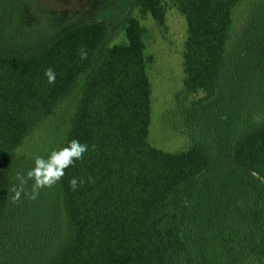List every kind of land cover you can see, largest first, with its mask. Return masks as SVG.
I'll use <instances>...</instances> for the list:
<instances>
[{"label": "trees", "instance_id": "obj_1", "mask_svg": "<svg viewBox=\"0 0 264 264\" xmlns=\"http://www.w3.org/2000/svg\"><path fill=\"white\" fill-rule=\"evenodd\" d=\"M163 1L133 3L141 15H151L163 23ZM239 1L174 0L187 22L184 84L189 91L202 92L204 103L197 110L208 120L212 101L225 96L237 81L226 74V68L232 12ZM145 33L140 19L129 16L126 40L110 44L107 23L82 21L65 27L40 53H0V224L10 205L9 189L16 183V173H26L18 170L15 151L81 84L62 147L77 139L89 150L65 169L57 182L66 229L39 264L191 261L184 228L192 202L202 192L205 172L216 159V150L199 141L170 152L150 142L152 84ZM241 45H247V52L253 50L247 71L255 86L253 101L260 110L254 122L238 124L234 129L229 157L243 182L263 188L264 198L263 31L252 34V29H245ZM81 47L87 50V59L81 60ZM49 66L56 73L54 84H48L44 75ZM248 83L245 79L242 91L248 90ZM89 176L94 183L87 181ZM73 177L85 180L75 191L69 186ZM30 189L26 185V192ZM42 191L37 199H41ZM30 203L25 196L24 217L36 216V211L29 209ZM258 217L262 220L259 226L233 232L228 242L229 258L242 264H261L264 210Z\"/></svg>", "mask_w": 264, "mask_h": 264}, {"label": "rangeland", "instance_id": "obj_2", "mask_svg": "<svg viewBox=\"0 0 264 264\" xmlns=\"http://www.w3.org/2000/svg\"><path fill=\"white\" fill-rule=\"evenodd\" d=\"M163 3L165 18L158 23L151 15H141L133 0H0V53H40L65 27L82 21L107 23L109 43H121L126 40L127 18H139L146 28L145 53L152 84L150 142L170 152L199 141L216 150V159L205 172L202 192L192 202L184 228L191 261L185 258L182 264H242L228 257V242L234 231L261 224L258 214L264 210L263 188L242 181L229 149L236 126L259 118V106L253 101L255 86L247 71L253 50L247 52L241 39L249 28L252 34L260 30L264 34V0H241L233 7L226 74L237 81L225 96L212 101L209 120L197 110L204 103L202 92L189 91L184 84L185 15L174 0ZM245 79L248 90L242 91ZM80 90L81 84L59 104L55 115L43 121L15 151L18 170L27 172L34 166L35 156L47 158L52 150L63 146ZM42 190L41 199L31 200L29 205L36 216L24 217L25 196L12 203L11 194L0 224V264H39L48 247L65 233L66 215L58 183Z\"/></svg>", "mask_w": 264, "mask_h": 264}, {"label": "clouds", "instance_id": "obj_3", "mask_svg": "<svg viewBox=\"0 0 264 264\" xmlns=\"http://www.w3.org/2000/svg\"><path fill=\"white\" fill-rule=\"evenodd\" d=\"M87 50L83 47L79 50L81 60L87 59ZM45 77L48 84H54L56 81V73L53 67L49 66L45 69ZM92 150L96 149L93 144ZM89 150L87 144L81 143L77 139H72L68 146L61 147L58 150H52L47 158L42 156L34 157V166L26 173L17 172L15 181L10 191L12 193L11 202L18 203L22 195L30 200H36L42 188H51L59 182L65 175V169L74 164L75 161L83 159L84 154ZM29 181H33L30 191L25 190ZM87 181L94 183V178L89 176ZM83 178L73 177L69 180L70 188L75 191L80 185H83Z\"/></svg>", "mask_w": 264, "mask_h": 264}]
</instances>
